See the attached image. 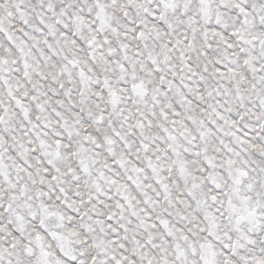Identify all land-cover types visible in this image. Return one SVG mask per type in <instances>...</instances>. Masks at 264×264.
Wrapping results in <instances>:
<instances>
[{"label":"snow or ice","instance_id":"snow-or-ice-1","mask_svg":"<svg viewBox=\"0 0 264 264\" xmlns=\"http://www.w3.org/2000/svg\"><path fill=\"white\" fill-rule=\"evenodd\" d=\"M0 264H264V0H0Z\"/></svg>","mask_w":264,"mask_h":264}]
</instances>
